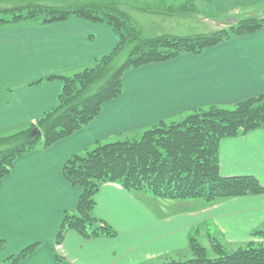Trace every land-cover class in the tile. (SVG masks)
I'll return each mask as SVG.
<instances>
[{"label": "crops", "instance_id": "0c3cea01", "mask_svg": "<svg viewBox=\"0 0 264 264\" xmlns=\"http://www.w3.org/2000/svg\"><path fill=\"white\" fill-rule=\"evenodd\" d=\"M153 4V0H136L134 9L141 17L152 18L153 24L172 21L144 12ZM196 4L201 12L179 16L181 24L206 21L208 12L215 19L264 10V0H196ZM117 42L108 26L78 17L52 24L0 25V132L24 127L56 104L60 80L28 83L52 74L70 75L108 54ZM261 93L264 29L224 40L198 54L183 53L127 70L120 95L103 103L89 123L14 160L0 184V239L11 245L10 254L39 243L21 264H59L55 254L70 264L160 262L187 255L190 237L209 243L212 236L226 249L260 241L252 232L264 226V192L207 204L129 191L115 182L100 185L93 209L97 218L114 228L115 236L88 238L70 229L60 243L55 237L64 211L75 205L81 192L62 174L71 154L96 142L139 133L159 120H181L196 108L232 106ZM218 158L222 176L252 175L264 186V123L222 138Z\"/></svg>", "mask_w": 264, "mask_h": 264}, {"label": "trees", "instance_id": "16d2710c", "mask_svg": "<svg viewBox=\"0 0 264 264\" xmlns=\"http://www.w3.org/2000/svg\"><path fill=\"white\" fill-rule=\"evenodd\" d=\"M179 17L199 14L196 0H154L145 11ZM202 14V13H201ZM72 17L108 26L118 37L116 46L89 65L70 75H47L29 85L58 79L62 82L57 102L26 126L0 134V184L14 160L37 147L47 148L89 123L102 104L122 91L124 72L150 63L165 62L183 53L198 54L232 37L264 29L262 14L225 16L220 28L188 35H145L118 0H0V25L52 24ZM264 123V93L232 106L209 105L193 109L183 119L159 120L141 132L108 142H96L85 154H71L62 174L81 188L75 205L64 211L55 237L60 243L67 230L88 238L113 237L112 226L93 214L95 195L104 182H115L129 191H141L164 199H199L210 204L220 199L261 194L264 186L252 175L222 176L218 148L224 137L260 128ZM35 129L40 134H33ZM260 241L226 249L209 236L206 248L190 237L193 257L169 258L134 264H264V226L252 232ZM5 240L0 239V247ZM38 242L7 256L2 264H21ZM59 264H70L55 254Z\"/></svg>", "mask_w": 264, "mask_h": 264}, {"label": "rangeland", "instance_id": "374dc122", "mask_svg": "<svg viewBox=\"0 0 264 264\" xmlns=\"http://www.w3.org/2000/svg\"><path fill=\"white\" fill-rule=\"evenodd\" d=\"M118 2L122 3V4H120L121 7L123 9H125L136 20V22L140 25V27L142 28L145 35H151V34L155 35V34H159V33L188 35V34H195V33H200V32H209V31H213V30L220 28L226 22L225 18H223V17H215V19H213V17H211L209 15L210 12H208L207 14H208V17L210 19L208 18L206 21L191 20V21H184V23L181 24V20L179 19V17H172L171 22L160 23V24L154 23L153 24V23H151L152 18L149 19L150 17L146 18V16L141 17L138 14V10L134 9V7H135L134 4L136 3V0H126L127 4H124L125 0H118ZM148 7L152 8V6H148ZM144 12L151 14L147 10ZM263 12H264V10L262 12L257 13V14H262ZM191 16H194V15H191ZM142 18H144V19H142ZM0 134H7V131L0 132ZM82 154L84 155L85 151H82ZM199 242L206 248L208 257H210V258L216 257L214 252L210 249V239H209V243H208V240L205 238H201ZM10 246L11 245H8V244L6 246V242H5V244L0 247V257L4 256L2 259H0V264H2L3 260L7 256H9L8 254H10V251H9L10 249H8V248ZM2 247H4V248H2ZM192 257H193L192 253L188 252V254L183 256L181 259H189Z\"/></svg>", "mask_w": 264, "mask_h": 264}, {"label": "water", "instance_id": "95a60500", "mask_svg": "<svg viewBox=\"0 0 264 264\" xmlns=\"http://www.w3.org/2000/svg\"><path fill=\"white\" fill-rule=\"evenodd\" d=\"M32 133H33V134H40V132L37 131V130H35V129L32 130Z\"/></svg>", "mask_w": 264, "mask_h": 264}]
</instances>
